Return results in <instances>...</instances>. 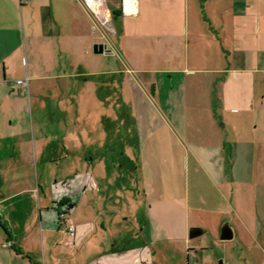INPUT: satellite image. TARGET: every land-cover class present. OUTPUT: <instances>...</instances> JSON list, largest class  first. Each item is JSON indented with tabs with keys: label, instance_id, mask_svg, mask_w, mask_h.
<instances>
[{
	"label": "crops",
	"instance_id": "1",
	"mask_svg": "<svg viewBox=\"0 0 264 264\" xmlns=\"http://www.w3.org/2000/svg\"><path fill=\"white\" fill-rule=\"evenodd\" d=\"M136 4L135 14L122 16L119 0H105L103 11L108 14L102 11L96 19L80 0H0V264H112L122 256L126 263L128 254L144 253L112 247L107 255L108 245L91 229L93 202L86 204L87 223L74 217L85 191L102 190L101 180L94 176L102 163L95 160L104 159L100 152H105L106 144L100 139L97 151L79 153L75 121L65 123L67 134L57 138L59 132L47 131V120H32L31 107L38 112L59 107L30 104L28 113L26 99L19 94L20 89L27 94L31 90L28 78L21 87L17 85L21 79L16 80L17 94L8 92L9 83L14 84L13 58H69L71 66L74 58H91L86 64L91 72L77 65V77L111 74L94 58H126L122 66L130 73L146 70L133 69L128 58L161 63L153 70L158 78L146 83L155 115L149 135L154 142L176 143L181 152L169 149L165 154L174 179L162 194L151 181L154 164L145 163V169H152L147 211L155 223V242L161 237L183 242L189 256L195 253L189 248L191 229L217 236L227 221L233 239L250 250L252 263L245 264H264V253L256 249L258 239L264 240V215L238 213L236 201L242 173L252 183L251 206L264 207V183H253L255 175H264V0H136ZM97 44L103 46L101 54L93 53ZM174 84L180 102L175 101ZM3 95L24 102L4 103ZM143 125L140 121L135 125L141 144ZM38 159L41 174L47 160L72 161L68 173L51 184L38 176L27 183L4 179L18 169L37 175ZM175 173L183 176L180 188L174 185ZM63 212L75 228L73 247L66 246L59 225ZM116 213L131 217L124 210ZM96 255L102 258L96 260Z\"/></svg>",
	"mask_w": 264,
	"mask_h": 264
},
{
	"label": "rangeland",
	"instance_id": "2",
	"mask_svg": "<svg viewBox=\"0 0 264 264\" xmlns=\"http://www.w3.org/2000/svg\"><path fill=\"white\" fill-rule=\"evenodd\" d=\"M88 59L74 58L75 61L71 66L69 58H13L15 72L12 81L14 84L9 83L7 87L8 92L12 95L13 93L17 94L16 80L29 79L28 85L31 90L28 94L24 88V90H19V94L26 99L25 105L28 113L30 104L35 106L40 103L59 107V109L52 108L50 112H38L31 107L33 110L30 111L32 120L36 121L38 118L47 120V131L59 132L57 138L67 134L69 128H64L65 123L71 120L75 121L76 134L73 137L78 138L77 150L79 153L88 148L97 151L99 140L104 139L105 152H100L103 154L100 156H103L104 159L95 160L96 164L100 161L102 166L100 169H96L94 175L96 180H101L102 190L99 192L85 191L79 199V207L74 216L77 221L87 223L86 204L87 201L90 204L93 202V209L89 211V218L93 223L91 229L97 240L101 238L108 245L105 249L107 255L112 252V247L121 252L132 250V248L136 250L135 253L144 251L142 255L128 254L126 263L124 256L117 257L120 259L112 264H129V260L135 259H139L140 264L252 263L250 250L238 239L221 242L218 240V235L213 236L209 230L203 232L201 228L199 229L203 234L189 240V248L195 249V253L190 251L189 256L186 252L188 247L183 242L163 240L164 237L155 242L153 238L155 223L151 221L147 211L150 205L148 183H150L152 169L149 170L148 166L145 169V163L151 161L154 164L151 181L162 194L163 188L170 189L174 179V175L167 165L168 160L165 154L169 149L181 152V147L176 143H171V145L167 142H160V140L154 142L149 135L153 130L155 115L152 110L153 102L149 86H146V83L158 78L153 70L156 67L161 68L162 64L156 66L153 58H128L133 64V69L146 70L145 72L130 73L127 72V68L122 66L123 61L127 60L126 58H94L103 64L105 70L111 71V74L77 77L76 73L80 72L77 70V65L82 64L86 71L91 72L90 68H86V64H91V58ZM9 77L6 78V81H11ZM32 77L36 79H32ZM164 77L167 79V75ZM174 77L176 78V75ZM87 82L90 84L89 86H86ZM173 88L176 89L175 101L180 102L181 95L177 92V85L174 84ZM24 98L17 101L11 96L3 95L2 101L23 104ZM21 104L18 105L21 106ZM49 120L54 122L50 123ZM137 121L144 124L142 144L138 143L136 139L135 125ZM101 130L102 132H100ZM51 161L47 160L42 174L41 163L38 159L36 161L37 175L28 170L18 169L4 176V179L15 183H27L35 182V177L38 176L40 181L44 180L51 184L68 173L66 167L72 160ZM174 161L176 162L175 159ZM182 179V175L175 173L174 185L180 188ZM240 180L237 191L238 199L236 200L239 205L238 213L248 211L251 217H257L258 211L260 215H264V207L253 208L251 206L252 183L250 184L246 175L242 173ZM255 182L263 184L264 175H255L253 183ZM40 199L42 200L41 197ZM123 210L125 214L131 216L129 219L116 213V211ZM64 214L65 212L60 215ZM64 222L67 223V219ZM102 224L103 226H101ZM159 225V227H163L161 226L163 224ZM258 243L259 246L256 249L260 250L259 253L262 254L264 253V240L260 238ZM95 257L96 260L102 258L99 255ZM257 259L260 262L261 259L258 257Z\"/></svg>",
	"mask_w": 264,
	"mask_h": 264
},
{
	"label": "built area",
	"instance_id": "3",
	"mask_svg": "<svg viewBox=\"0 0 264 264\" xmlns=\"http://www.w3.org/2000/svg\"><path fill=\"white\" fill-rule=\"evenodd\" d=\"M26 0H20V2H25ZM83 7L90 12L96 19L99 16H102L103 6L105 0H80ZM119 13L122 16H130L136 13L137 4L136 0H119ZM105 14H108V11H103ZM107 22L105 20L101 21L102 25H105ZM26 79L24 81L18 80L17 85H25ZM66 215H59V225L62 228L63 233L66 235V246H74V237H75V228L69 223H65ZM64 220V221H63Z\"/></svg>",
	"mask_w": 264,
	"mask_h": 264
},
{
	"label": "water",
	"instance_id": "4",
	"mask_svg": "<svg viewBox=\"0 0 264 264\" xmlns=\"http://www.w3.org/2000/svg\"><path fill=\"white\" fill-rule=\"evenodd\" d=\"M103 52V46L97 44L93 47L94 54H101ZM202 235V230L199 228H193L188 233L189 239H194ZM233 239V230L227 221L222 222L219 228L218 240L221 242L231 241Z\"/></svg>",
	"mask_w": 264,
	"mask_h": 264
}]
</instances>
